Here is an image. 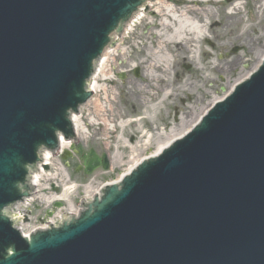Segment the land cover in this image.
Instances as JSON below:
<instances>
[{
	"label": "water",
	"instance_id": "1",
	"mask_svg": "<svg viewBox=\"0 0 264 264\" xmlns=\"http://www.w3.org/2000/svg\"><path fill=\"white\" fill-rule=\"evenodd\" d=\"M146 1L0 0V264H264V57L77 215L16 228L42 152L77 137L97 60Z\"/></svg>",
	"mask_w": 264,
	"mask_h": 264
},
{
	"label": "rangeland",
	"instance_id": "2",
	"mask_svg": "<svg viewBox=\"0 0 264 264\" xmlns=\"http://www.w3.org/2000/svg\"><path fill=\"white\" fill-rule=\"evenodd\" d=\"M168 1L182 9L194 6L195 0ZM199 4L201 14H193L205 26L198 43L180 52L176 43L169 45L170 51H164L171 60L168 76L153 69L152 75L148 73L153 52L158 50L156 31L162 38L170 36L169 30L159 25L161 17L150 7L137 22L128 24L113 58L95 78V92L113 118L109 138L103 136L98 118L95 124L89 123L91 116L83 105L86 138L67 141L52 154L35 186L36 195L23 207L31 217L23 224L24 231L46 225L65 211L76 212L83 198L102 184L117 180L136 161L153 154L160 142L192 124L264 52V0H201ZM171 27L175 28L174 24ZM89 152L99 157L105 153L109 169L100 166L87 172L84 164Z\"/></svg>",
	"mask_w": 264,
	"mask_h": 264
},
{
	"label": "bare ground",
	"instance_id": "3",
	"mask_svg": "<svg viewBox=\"0 0 264 264\" xmlns=\"http://www.w3.org/2000/svg\"><path fill=\"white\" fill-rule=\"evenodd\" d=\"M199 1H201V0H195L194 2H192L194 4V6H185L182 9L176 8L173 4L174 2H169L168 0H153V1H149V3H147V6L153 7L154 12L157 13L161 17V22L159 25L162 24V28L164 27V28L168 29L169 33H170V36L164 37V38H162L163 34L160 33L159 31H156V33L154 35V37H156L158 39L156 41V47L158 50H157V52H153L154 58L152 59L150 65H149L150 71L148 72L150 75L153 74L152 73V69H153L154 71H162L164 76H168V72L171 68V62H170L171 60L169 57H167V53H165L164 51L165 50L170 51L169 45L171 43L177 44V46L179 47V52L183 49H189L190 45H192V47H195L196 44L198 43V38L201 36V31L203 28L202 26H205V24L201 26V24H199V21H200L199 16L193 14V12H198L199 14H201V8L197 7L198 5H200ZM260 7L261 6H259V8ZM144 14L145 13L143 10L142 13L133 17L131 19V22L129 23V26L132 25L134 22H137L139 18L144 16ZM171 24H174L175 28H172ZM162 28H160V31L162 30ZM122 37H123L122 33L119 36L118 35L115 36L117 45H113L112 47L111 46L107 47L104 59L99 60L97 63V66H98L97 72L100 71L104 65L109 63L110 58H113L112 55L114 54V52H116V50L119 46V42L122 40ZM191 52H193V49H191ZM124 53L125 52H122V54H124ZM263 57H264V52H262L258 56V59L256 60V62L252 65V67L249 70H247L246 72H244L238 78L235 79L234 83L237 81H240L241 79L246 77L251 70L255 69ZM96 77H97V75L92 76L91 86H90V89L96 95L95 100L90 101V102H86L84 104V107H86V108L88 107V115L91 116L89 123L91 125L96 123L97 118H98V120H100V124L102 125V129H103V136H105V138L107 140L109 138L107 136L108 130H109V121H113V118H109V115H108L109 111L107 110V107L105 105H103V102L101 101L99 96H97V94L95 92V88H96L95 78ZM155 77H156L155 78L156 81L158 83H160L161 82L160 76L156 75ZM153 79H154V77H153ZM232 85L230 86V88L232 87ZM138 87L143 88L141 86H138ZM146 88H148V86ZM102 89L104 90V99L108 100L106 87H103ZM224 95L219 96V97H215L214 100L212 101V103L215 100L222 98ZM110 108L111 107H109V109ZM73 117H74V121H75V125H76L77 137L86 138L85 133H86L87 126L81 120L82 119L81 114L78 112L73 113ZM198 118L195 121H193L192 124H194L198 120ZM192 124H189L188 127H186V128L184 127L183 129L175 132L173 134V136L168 138L166 141L160 142L153 154H155L156 152L161 150L163 147L167 146L174 138L183 134L188 128H190V126ZM66 143H68V142L65 141V139L62 136H60V147L61 148L64 147L66 145ZM51 156H52V153L50 151L46 150V151L42 152V157L44 159V163H43L41 171H36L34 173V183L33 184L35 186H37L39 184V180L41 178V173L43 171H45L44 164H46L47 166L50 164ZM133 165H131L130 168H132ZM29 202H30V200H27L25 203H23L24 205H19L15 209L16 210L18 209V211L21 212L22 211L21 208L27 206Z\"/></svg>",
	"mask_w": 264,
	"mask_h": 264
}]
</instances>
